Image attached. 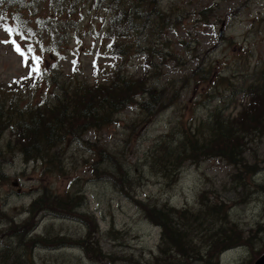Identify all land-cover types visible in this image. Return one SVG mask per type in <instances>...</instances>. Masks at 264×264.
Wrapping results in <instances>:
<instances>
[{
  "label": "rangeland",
  "instance_id": "1",
  "mask_svg": "<svg viewBox=\"0 0 264 264\" xmlns=\"http://www.w3.org/2000/svg\"><path fill=\"white\" fill-rule=\"evenodd\" d=\"M106 1L77 0L72 7L74 0H37L13 20L0 14V105L47 99L52 92L44 71L61 83L94 85L120 70L166 92L162 110L153 117L133 105L110 126L83 134L81 142L69 139L60 161L54 162L59 168L44 161L27 163L13 131L2 132L0 264H205L162 257V231L140 202L195 215L208 202L222 204L246 236L257 234L259 227L263 232L254 236V246L228 249L219 262L254 264L264 255V135L247 145L243 169L211 158L185 163L177 175L173 170L163 174L151 156L159 140L209 119L217 107L225 117H236L249 100L244 89L264 82V0H157L174 26L123 38L112 29ZM12 40L25 52L34 50L27 64ZM113 44L123 47L119 55L113 54ZM147 46V57L138 53ZM33 55L40 57L37 73L31 72ZM200 66L201 72L211 66L228 82L216 80L214 86L195 81L193 73ZM156 80L161 85L150 83ZM126 169L128 178L117 174ZM45 189L70 196L60 202L72 198L79 217L28 214ZM196 229L202 227L189 232ZM33 237L46 242L39 246L29 241ZM28 241L31 245L25 247Z\"/></svg>",
  "mask_w": 264,
  "mask_h": 264
},
{
  "label": "trees",
  "instance_id": "2",
  "mask_svg": "<svg viewBox=\"0 0 264 264\" xmlns=\"http://www.w3.org/2000/svg\"><path fill=\"white\" fill-rule=\"evenodd\" d=\"M32 1L37 0H0V14L13 20ZM68 5L69 2H66L65 6ZM77 5V0H74L72 7ZM106 6L111 11L112 29L121 38L132 33L143 34L148 30L150 34L162 32L166 26L170 28L175 24L167 22L170 14L157 6V0H107ZM112 46L114 55H119L123 50L121 45ZM148 48L149 46L144 47L138 53L147 57L151 53ZM211 66L203 72L201 66L195 70L194 80L213 83L214 86L219 83L216 80L228 82L226 76H216ZM255 70L260 71L255 73L262 74L261 69ZM44 74L52 92L47 94V99L23 105L4 101L0 105V140L2 132L11 129L27 163L44 161L46 165L57 167L54 162L58 159L60 161L63 146L69 139L81 142L83 134L110 126L116 122L117 115L133 105L147 109V113H142L147 117L158 114L164 105L165 90L159 91L158 87L147 86L145 79H136L120 70L114 71L107 82H97L94 85H69L58 81L52 73L48 76L44 71ZM150 83L160 84L158 80ZM244 90L249 100L236 117H225L218 107L215 108L209 119L200 120V123L193 124L191 128L183 126L177 137L170 134L159 140L152 153L151 162H157L163 174L173 170L175 175L185 163H199L211 158L221 159L231 166L240 165L238 168L243 169L247 145L264 135V82L261 79L259 83L251 84ZM152 107L154 111L151 110ZM10 146L11 143L8 144ZM2 158L4 157L0 150V159ZM129 173L127 169L117 170V174H122L124 178H128ZM52 196L55 199H50ZM68 197L70 196H56L54 192L45 189L31 204L28 214L34 217L39 212L50 211V216L55 218L76 219L79 215L75 210L77 206H72V198L62 204L60 202L62 198ZM55 203L60 205L54 206ZM207 204L209 206L205 210L202 207L195 215L190 213L193 212L191 210H177L167 204L159 206L149 202L138 203L151 223L162 231V257L174 256L171 260L181 257L187 262L195 260L205 264H221L218 257L224 251L237 246H254V236L263 232L261 227L257 229V234L246 236L239 224L229 220L222 204ZM59 210L68 213L61 215L58 214ZM182 220L187 224L182 225ZM192 227H202V230L196 229L190 233ZM29 241H37L39 246L46 242L43 237H33ZM29 241L24 243L25 247L31 245Z\"/></svg>",
  "mask_w": 264,
  "mask_h": 264
},
{
  "label": "snow or ice",
  "instance_id": "3",
  "mask_svg": "<svg viewBox=\"0 0 264 264\" xmlns=\"http://www.w3.org/2000/svg\"><path fill=\"white\" fill-rule=\"evenodd\" d=\"M3 21V17H0V22ZM4 31L6 33H8L9 36L13 35L14 30L12 28H4ZM17 35H19V33H17ZM8 42V41H5ZM10 43L13 45L14 50L22 57L24 58V62L27 64V60H28V54L33 53V49L31 47H29L27 49V51L25 52V50L22 49V47L16 42V40H12L10 41ZM32 60V69L31 72L32 73H37L39 71V63H40V57L38 55H33L31 57Z\"/></svg>",
  "mask_w": 264,
  "mask_h": 264
},
{
  "label": "water",
  "instance_id": "4",
  "mask_svg": "<svg viewBox=\"0 0 264 264\" xmlns=\"http://www.w3.org/2000/svg\"><path fill=\"white\" fill-rule=\"evenodd\" d=\"M221 35H222V31H221ZM254 264H264V255L260 257Z\"/></svg>",
  "mask_w": 264,
  "mask_h": 264
},
{
  "label": "bare ground",
  "instance_id": "5",
  "mask_svg": "<svg viewBox=\"0 0 264 264\" xmlns=\"http://www.w3.org/2000/svg\"><path fill=\"white\" fill-rule=\"evenodd\" d=\"M156 226V225H155ZM158 227V226H157Z\"/></svg>",
  "mask_w": 264,
  "mask_h": 264
}]
</instances>
